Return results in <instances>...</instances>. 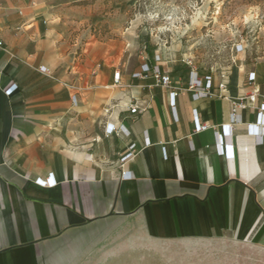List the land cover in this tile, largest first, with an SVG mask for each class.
Returning a JSON list of instances; mask_svg holds the SVG:
<instances>
[{"label": "crops", "instance_id": "crops-1", "mask_svg": "<svg viewBox=\"0 0 264 264\" xmlns=\"http://www.w3.org/2000/svg\"><path fill=\"white\" fill-rule=\"evenodd\" d=\"M44 1L0 0V264H74L126 222L151 242L264 249V118L250 108L231 121L252 92L264 106V55L232 48L225 65L196 69L115 26L79 50L83 32L47 18ZM192 72L210 77L211 97L187 90ZM107 124L126 131L105 136Z\"/></svg>", "mask_w": 264, "mask_h": 264}, {"label": "rangeland", "instance_id": "rangeland-1", "mask_svg": "<svg viewBox=\"0 0 264 264\" xmlns=\"http://www.w3.org/2000/svg\"><path fill=\"white\" fill-rule=\"evenodd\" d=\"M40 5L50 20L65 16L72 35L83 32L79 50L89 37L92 43L114 37L115 26L124 37L170 47L196 69L225 65L232 48L249 49L253 58L264 55V0H45ZM74 264H264V249L226 240L151 242L126 222L110 228Z\"/></svg>", "mask_w": 264, "mask_h": 264}, {"label": "built area", "instance_id": "built-area-1", "mask_svg": "<svg viewBox=\"0 0 264 264\" xmlns=\"http://www.w3.org/2000/svg\"><path fill=\"white\" fill-rule=\"evenodd\" d=\"M1 46H2V43L0 42V47ZM239 50H241V49H239ZM239 50H237V51H239ZM156 59L159 60L158 57H156ZM39 72L40 73L46 72V68L41 66V68H39ZM148 72H150V68L148 67L147 64H143L140 67V70L136 74H133L132 76L134 78L138 79V78L142 77V74H145ZM152 73L158 79V81L162 85V87H164L166 89H170L171 78L169 76L161 75L157 71H153ZM192 74H193V78L191 79V81L187 87V90L191 91L193 96L197 99L211 97V94L209 92L210 91L209 90L210 89V77H206L205 78L206 83L203 84L202 80L198 79L197 74L195 72H192ZM112 77L114 78L115 84L119 83V81H120L119 72H114ZM222 78H224V76H222ZM218 87L220 89H222L223 85H219ZM13 88H14V86H12L8 91H6V94L8 95ZM170 95H171V98L174 99L178 95V92L176 90L172 89ZM256 96H257L256 92H252V93H250L249 96L242 99L237 104V106L234 108V110L231 114V121H233V119H234V115H235L236 110H245V109H250V108L254 109L258 112L259 120L264 118V106H257V104H255ZM129 108H130L129 112L131 115L138 114L140 111L139 108H137L135 106V104H131L129 106ZM257 127L261 130L262 133H264V122H262V123L260 122ZM208 128H209V126L207 124L197 125L196 131L202 132L203 130H206ZM125 131H126V129H125L124 125L119 126V127H115V125L107 124L104 127V135L105 136L114 134L115 136H118V137L121 136L122 137L124 135ZM135 154L136 153L134 150V145H131V147L129 149V153H128L129 158H133L135 156ZM124 162H125V159L122 161V164H120V172L122 173L123 178L128 176V172L123 171ZM37 183H39L43 186L52 185L51 177L47 178V180H45V182L39 180V181H37Z\"/></svg>", "mask_w": 264, "mask_h": 264}]
</instances>
